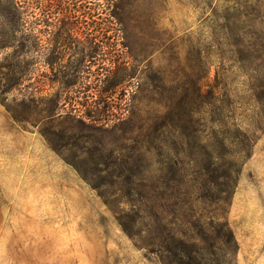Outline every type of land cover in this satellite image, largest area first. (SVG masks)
Segmentation results:
<instances>
[{
	"label": "rangeland",
	"instance_id": "1",
	"mask_svg": "<svg viewBox=\"0 0 264 264\" xmlns=\"http://www.w3.org/2000/svg\"><path fill=\"white\" fill-rule=\"evenodd\" d=\"M80 1L83 10L74 14L77 30L70 45L61 42L63 24L57 23L56 10L46 22L42 12H35L38 7L26 10L24 31L39 39L25 49H30L27 55H21L20 32L0 14V264H162L121 229L112 202L46 141L42 130L52 132L60 121L48 123L31 103H22L30 93L60 96L57 115L70 113L73 104L77 116L91 122L102 117L99 109H109L106 119L112 125L113 108L153 105L149 94L157 69L177 83L185 78L217 85V103L211 104L206 87L197 102L209 142L226 135L240 143L243 133L250 136L232 195L219 205L206 200L199 211L205 217L220 213L233 230L237 243L229 264H264V106L251 89L257 84L250 69L254 61L236 46L239 40L260 42L264 0ZM98 3L102 26L108 27L104 38L94 29ZM117 60L127 71L116 69ZM263 63L264 58L257 62ZM25 68L13 88L11 79ZM127 72L132 77L115 86ZM73 78L77 87L67 89ZM62 124L72 133L69 121ZM167 211L164 222L170 219ZM176 211V229L196 235L187 210L180 205Z\"/></svg>",
	"mask_w": 264,
	"mask_h": 264
},
{
	"label": "trees",
	"instance_id": "2",
	"mask_svg": "<svg viewBox=\"0 0 264 264\" xmlns=\"http://www.w3.org/2000/svg\"><path fill=\"white\" fill-rule=\"evenodd\" d=\"M74 1L0 0V14L21 34V55H27L30 49H25L30 48L32 42L35 47L39 41L32 38L30 31L25 32L28 22L23 17L27 9L32 10L35 6L38 7L35 12L44 14L45 22L56 10L60 15L57 23L63 24L61 42L74 43L77 30L74 14L83 10L81 1ZM100 5H94L97 8L94 29L100 37L101 34L105 37L108 27L102 26ZM107 16L112 18L111 13ZM258 38L260 42H248L247 45L239 40L236 46L243 47L247 57L254 61L250 63V69L257 84L251 89L256 100L264 106V63L257 64L264 58L261 53L264 31ZM114 63L116 69L124 66L119 60ZM123 69L127 71L126 67ZM25 71L26 68L20 76L11 79L13 88L20 84ZM127 77H132L129 72L123 78L119 77L115 86ZM154 79L156 83L149 94L153 105L142 110L113 108L117 113L113 115L112 125L106 119L109 109L106 113L105 109H99L104 117L91 122L78 117L73 104L70 113L57 115L60 96L36 98L30 93L28 100L24 97L22 103H31L37 115L43 114L41 118L48 123L60 121L52 132L42 130L46 141L100 197L112 202L121 229L148 253L156 255L162 264H229L228 255L232 256V246L237 243L233 230L220 213L205 217L199 209L206 200L219 205L232 195L240 171L239 159L251 147V138L243 133L244 140L235 143L223 135L221 140L211 143L204 135V110L197 102L206 87L213 100L211 104L217 103L220 94L217 85L209 87L200 79L185 78L177 83L161 69L156 70ZM77 83L78 79L74 81L73 78L65 87L72 90ZM227 111H221L224 117ZM86 116L93 117L90 112ZM63 120L69 121L72 133L68 134L63 127ZM52 136H57L59 142L53 143ZM180 205L187 210L197 230L194 236H187L174 226V221L179 220L176 208ZM165 209L170 218L166 222ZM211 229L214 231L208 234Z\"/></svg>",
	"mask_w": 264,
	"mask_h": 264
}]
</instances>
